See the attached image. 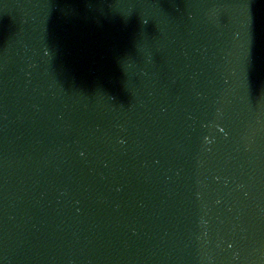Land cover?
I'll list each match as a JSON object with an SVG mask.
<instances>
[{
  "label": "water",
  "instance_id": "95a60500",
  "mask_svg": "<svg viewBox=\"0 0 264 264\" xmlns=\"http://www.w3.org/2000/svg\"><path fill=\"white\" fill-rule=\"evenodd\" d=\"M0 264H264V0H0Z\"/></svg>",
  "mask_w": 264,
  "mask_h": 264
}]
</instances>
